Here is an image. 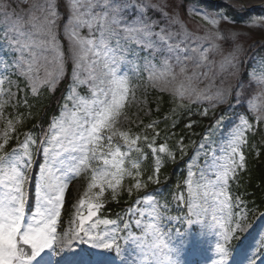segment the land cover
Instances as JSON below:
<instances>
[{
    "label": "rangeland",
    "instance_id": "1",
    "mask_svg": "<svg viewBox=\"0 0 264 264\" xmlns=\"http://www.w3.org/2000/svg\"><path fill=\"white\" fill-rule=\"evenodd\" d=\"M217 1L224 3L226 8L209 10L197 4L187 7L184 4L182 9L179 7L182 3L180 0H175L176 6H173L172 0H135L136 3L150 5L145 9V13L156 22L155 32L159 33L161 28H165L167 32L175 34L169 41L170 44L176 45L184 41L180 47L183 48L185 44L189 46L188 55L193 59L185 61L183 65L177 62L176 56H157L149 66L139 52L130 53L129 48H139L140 45L128 41L123 25L111 24V32L104 30L110 21L107 14L101 13L96 7L94 0H73L80 23L75 27V36L70 41L65 29L72 32L73 27L69 26L64 10H60L61 15L57 17L55 31L60 45L59 51L64 57V76L60 77L57 88L68 73L69 78L72 76L73 69H76L80 81L84 83L69 91L49 138L45 140L44 145L41 143L40 148L46 147L48 152H39L34 156V160L39 159L42 164H46L50 183H67L65 202L57 225L61 223L65 231L70 232L79 226L76 223L79 220L78 210L80 214L87 215L89 204L100 205L92 221L85 222L88 227L97 220L110 219L105 217L102 211L108 200L119 199L124 195L128 198L136 195L140 198L143 195L130 217L123 221L116 220L115 225L97 224L92 233L103 234L106 230H114L122 249L121 256L117 257L112 251L94 248L88 243L74 242L71 253L81 256L82 264H121L122 260L127 261V264H132L133 260H136L137 264H169V260L175 258L171 252L173 241L170 239L173 228L171 225L161 228V216L166 217L165 224L168 219L175 224L177 218L184 217L186 213L204 222L208 232L203 233L199 227L194 226L188 237L189 242L184 243L182 247L179 240H174V244L180 247L182 264H186L188 256L190 264H197L198 260L199 264H211L215 258L214 233L234 227V221L241 219V214L243 222L252 226L238 240L243 244L233 252L228 264H249L254 253L258 264H264V249L257 251L258 241L264 233V215L250 213L244 206L238 207L240 200L230 197L228 184L235 174L228 172L227 183L221 179L227 168L235 167L230 159V130L234 120L228 114L235 108H240L249 123L255 119L257 124L264 126V119H261L264 117V51L256 52V45L264 41V36L258 32H249L245 23L250 16L264 15V8L257 6V9L263 12H255L254 9L250 11V16H247L229 6L238 3V0ZM47 2L58 4L59 0ZM250 2L259 5L264 3V0ZM4 3L9 5V15L0 13V153L7 138L23 129L20 120L26 111H21V108L27 110L25 106L22 107L26 98L36 97L44 91L54 93L51 83L45 81L49 80V73L56 74L58 63L54 59L55 53L50 49L45 51L46 46L40 43L45 38L40 31V25L45 22V12L39 9L30 11L33 4L46 7V0H4ZM90 3L92 7H89ZM155 6H161L163 10ZM13 12L15 15H12ZM126 12L131 13V9ZM220 13L231 16L232 21L221 19ZM33 16L36 17L35 20L32 19ZM213 20H218L219 23L214 24ZM234 32L241 34L243 38L234 42L231 35ZM102 34L106 38L108 51H105L103 46H96ZM13 37L31 49L26 50L22 58ZM81 40L84 41L83 44L80 43ZM88 40H93V43L88 44ZM237 43L242 46L243 51L233 60L232 54ZM192 48L196 50L193 52ZM18 59L23 63L27 79L25 75L20 74L19 68L13 70L11 67ZM180 60H184L183 54L180 55ZM193 60L200 66L197 67ZM181 66L186 67L184 73L180 72ZM246 72L247 78L244 77ZM125 89H128L126 93ZM106 95L109 100L113 95L118 100L123 96L121 115L111 127L102 125L97 133L99 139H94L88 145V150L82 151L80 133L83 127H90L91 117L101 109V101L105 100ZM160 95L169 96L176 102L174 108L166 113V118L173 122L176 117L179 118L182 111L203 114L207 110L208 114L202 116L211 118L215 115L216 121L219 114L224 115L221 125L217 126L215 121L207 137L197 145L192 143L195 152L188 164L185 194L179 192L178 188L177 192L175 190L172 193L169 201L162 203L152 194H146L145 189L153 181L148 179L142 167L145 158L143 152L153 140V147L157 150L161 147L165 149L164 152L158 153L159 169L164 162L162 157L169 155L173 161L176 158L174 152L179 149L178 141L175 142V147L168 146L167 142L157 146L163 133L157 136L156 126L148 127L149 124H156L153 121V111L158 108L152 105L159 104L157 96ZM225 111L227 115L224 114ZM113 129L116 132L114 136ZM121 133H127L129 141L136 137L140 139L131 149L128 147L121 150L120 146L126 139ZM108 136H112L111 147L107 143ZM145 136L147 140L144 139ZM25 141L28 151L29 144L34 140ZM24 147L17 152V157L8 156L0 163V206L11 190V177L14 173L24 175L25 189L32 178L33 169H36L28 168L25 171L22 164L18 165L19 157L24 154ZM137 147L140 151L136 150ZM117 149L121 155L109 154ZM30 150L33 151L31 146ZM239 151L241 149H238ZM105 158L109 161L119 160L121 163L118 168L113 167L111 163L105 165ZM235 160L239 163L238 156ZM153 166L157 167L154 156ZM102 172L108 173L103 180ZM93 175L96 176L95 186L90 187ZM155 176L159 175L155 173ZM33 177H36L35 184H38V169ZM65 177L71 179L65 181ZM137 182L140 184L138 188L135 187ZM81 200L85 201L83 206L80 204ZM226 201L232 204V211L235 213L232 220L229 219ZM32 202L34 211L36 193ZM164 202L170 203L174 212H169V208L167 213L162 212ZM175 226L180 227L178 224ZM244 245L248 246L244 248ZM182 249L186 250L183 253L186 257H183ZM240 250H243L241 254ZM248 252L251 258L247 256ZM58 257L53 253L52 261ZM44 258L47 260V255ZM39 260L40 258H37V261Z\"/></svg>",
    "mask_w": 264,
    "mask_h": 264
},
{
    "label": "snow or ice",
    "instance_id": "2",
    "mask_svg": "<svg viewBox=\"0 0 264 264\" xmlns=\"http://www.w3.org/2000/svg\"><path fill=\"white\" fill-rule=\"evenodd\" d=\"M173 6L175 5V0H172ZM188 0H182V3L179 5L183 9L184 4L187 3ZM96 7L100 9L101 13H106L108 16V20L110 23L106 24L104 30L111 32V24L123 25L125 33L127 35L128 41L133 44L140 45L139 48H129L128 51L130 53L139 52L141 56L147 61V64L150 66L151 61L155 59L157 56L171 58L176 56L177 62L180 64H184L185 61L189 59H193L188 55L189 46L185 44L183 48L180 47V44H184V41H180L176 45H172L169 43L171 41L174 33L167 32V29L161 28L160 32H155L154 27L156 22L147 17L145 13V9L149 8L150 5L144 3H136L135 0H94ZM229 6L235 9L237 12H244L245 10L252 8L253 6H258L264 8V3L259 5L245 2V0H238V3L229 4ZM9 5L4 3V0H0V13L5 16L9 15L8 12ZM89 7H92V4H89ZM161 11L163 10L161 6ZM131 9V13L126 12L127 9ZM39 9L45 12L44 23L40 25V31L42 35L45 37L41 40V44L45 45V51L51 50L55 53L54 59L58 61L57 63V72L56 74L49 73V80L45 81V83H51L53 92L58 91L57 84L60 81V77L64 76V57L63 54L59 51L60 45L57 41L56 36V25H57V17L61 15V9L64 10L65 18L68 19L69 26L73 27L72 32H68L67 28L66 33L68 35V39L71 41L75 36V27L79 26V13L76 8V5L73 3V0H59L58 4L48 3L46 0L45 5H37L33 4L31 9ZM12 15H15L13 12ZM221 19H227L232 21L231 16H224L223 13L219 14ZM127 17V18H126ZM131 17H136L132 19ZM36 19L35 16L32 18ZM212 23L218 24V20H213ZM246 27L249 32H258L261 36H264V15H256L250 16L246 20ZM103 31V30H102ZM164 34V35H162ZM23 35V34H22ZM232 39L235 42L237 39H242L243 37L239 33H232ZM119 38V34H117ZM105 37L101 36L100 42L96 45L97 47H105V51H108L105 44ZM227 39V37H225ZM13 40L16 42V47L20 53L21 58L24 56L26 50L31 51L29 46L21 44V41L16 37H13ZM81 44L84 43L83 40L80 41ZM88 44H92L93 40H88ZM251 47V45H249ZM193 52L196 50L195 48L191 49ZM243 51L242 46L237 43L236 48L232 54L233 60H235L238 54ZM183 54L184 60H180V55ZM193 63L199 67V63L193 60ZM13 70L19 68L20 74L25 75L26 79L27 74L23 70V63L20 59L16 60L13 65H11ZM79 65L77 64V68ZM186 71L185 66H181L180 72L184 73ZM195 75V74H194ZM11 83V81H10ZM83 81H80L79 76L77 75L76 69H73V74L70 78H68L66 84L63 85L64 92L61 93L63 96L64 93L68 91H73L76 87L82 86ZM125 93L128 89L124 90ZM194 91V90H193ZM183 95V93H181ZM54 99H60V97H53ZM123 108V96L121 99H117L115 95L109 100L106 98L101 101V109L96 112L91 117V125L90 127H83L80 133L81 140V150H88V145L92 143L94 139H99L97 135L98 130L102 125L107 124L109 127L114 125L118 118L121 115V110ZM207 115V110L203 113ZM223 116L219 117L216 121L217 126L223 123ZM264 119V117H261ZM88 123L87 121L85 122ZM149 128H154L155 124H149ZM186 127L191 128V123L187 124ZM211 132L205 133V137H207ZM253 133V139L257 133L255 126L249 123V120L245 117L243 113H236L235 120L232 124L230 134H231V157L232 163L235 167L227 168L221 179L227 183L228 172L231 171L235 174L237 168H242L245 162V155L242 151L238 152V149H241L242 146L248 145L251 147L249 142V137L246 133ZM116 135L115 130L112 131V136ZM120 135L124 136L125 143L128 145L129 149L132 146L136 145V141L140 139V137H136L129 141L127 139V133H121ZM156 135H159V132H156ZM112 136L107 137V143L109 147L112 144ZM145 140L148 138L145 136ZM41 143H46V141H42ZM154 140L148 144V147L151 149L153 156L156 158L157 167L155 169V173H159V152H164L165 149L163 147L158 150L153 147ZM177 147L181 152L184 150L183 137L177 143ZM203 147V146H202ZM137 151H140L139 147L136 148ZM37 152H42L46 154L48 149L46 147L38 148ZM113 156L121 155L119 150L116 152L110 153ZM18 153L14 150L10 156L17 157ZM34 154L29 153L27 151V144H25V151L23 156L19 157L18 165L22 164L23 169L26 171L28 168H37L39 170V183L35 184V193H36V207L31 210V215L26 216V197H25V177L23 174L19 172H15L11 177L13 181L11 190L8 192L4 203L0 206V264H53L52 254L59 256L61 253L66 250H70L73 248L74 242L88 243L94 248L104 249L108 251L115 252L117 257L121 256L122 249L120 244L118 243V238L114 234L113 231H104L103 234H92L94 229H96L97 224L103 225H115L116 220L111 219H102L97 220L92 223L90 226L86 227V221H92L93 217L97 215V212L100 205L97 204H89L87 215L80 214L79 210L77 212L79 216V226L78 228L72 229L70 232H65L63 236H60L57 233V222L58 218L61 216V208L65 202V188L67 187V183L62 184H52L49 182L48 169L46 164H42L39 159L33 158ZM238 156L239 163H236L235 157ZM3 157H0V160H3ZM186 161L185 163L190 162ZM104 164H112L113 167H119L121 161L113 160L109 161L108 159H104ZM34 175V173H33ZM33 175L31 178V183L33 179ZM36 175V174H35ZM107 172L101 173V180H103L104 176H107ZM153 176L150 175L148 177L149 180H153ZM71 179V177H65V181ZM93 183L89 185L90 187L95 186L96 176L92 177ZM158 182V181H157ZM111 186V185H109ZM139 182L136 183L135 187H139ZM129 194H131V189H129ZM85 201L81 200L80 204L83 206ZM227 203V201L225 202ZM244 206L243 200L238 202V207ZM227 209L229 214V219L232 220L235 216V213L232 211V204L227 203ZM174 210V209H173ZM162 212H168L167 202L162 208ZM264 215L261 213L260 216ZM259 216V217H260ZM257 217V219L259 218ZM166 220L165 216H161V224L159 225L161 228H166L171 225L173 228L170 239L173 241V248L171 252L174 259L169 260V264H182L180 259L181 250L180 247L174 244V240H179L180 246L182 247L184 243L189 242L188 237L193 231L194 226L199 227L200 231L203 233L208 232V228L199 218H193L188 216L187 213L184 217H178L175 224L173 221L168 219L166 224L164 221ZM180 225V227H176L175 225ZM252 224H245L243 222V214H241V219L234 221V227L229 228L227 231H218L215 232L216 243L214 247L215 258L211 262V264H228L232 256V249L234 245L230 244V241L235 240L236 242L240 240V238L251 228ZM128 225H125V230H127ZM260 249H264V233L261 234V237L257 244V251ZM45 255H47L48 259L45 260ZM37 258H40L37 261ZM58 264V262H57ZM121 264H127V261L122 260ZM132 264H137L136 260L132 261ZM249 264H256L255 253L253 257L249 260Z\"/></svg>",
    "mask_w": 264,
    "mask_h": 264
},
{
    "label": "trees",
    "instance_id": "3",
    "mask_svg": "<svg viewBox=\"0 0 264 264\" xmlns=\"http://www.w3.org/2000/svg\"><path fill=\"white\" fill-rule=\"evenodd\" d=\"M190 0H188V3ZM251 1V0H245ZM214 4H212L213 6ZM219 7H222L219 5ZM226 7V6H225ZM244 14H247L244 12ZM60 92H64L63 86L59 88L55 94L44 93L43 96L38 100H33L31 102L30 107V118L28 119V123H32V128L34 129V133L39 134V136L46 134L47 129L50 126L51 118L55 117L58 113V110L61 105V100L63 96L59 94ZM60 97V99H54L53 97ZM161 98L159 106V117L163 118L165 116V120L158 124V128L162 131H172L176 134L177 138L183 137L185 142L187 143L191 137H194L196 134L204 135V133L208 130L207 124L211 121L210 119L203 118L202 114L194 113L190 116L185 111H182V114L179 115V118H175V122L173 120H169L166 118V112L170 111L174 107V103L167 96H159ZM238 112V109L235 113ZM24 123V121H23ZM191 123L192 127L187 128L186 125ZM31 126V124H29ZM254 139L253 135L249 137V142L251 147L247 145L246 148L248 154L247 164L248 172H245V177L241 183L242 189H245L253 198L254 201L258 203H264V133L262 128L257 132ZM37 138V137H36ZM14 140V139H13ZM176 140V139H173ZM13 144V142H12ZM189 145V143H187ZM184 151L185 157L183 158V162L192 154V150L190 148H185ZM188 151V152H187ZM182 153L181 155H183ZM151 158V157H150ZM181 164H176L174 162H166L163 164L162 169L160 170V177L167 178L168 184L166 186L175 185L179 179H183L185 176L184 172H181L180 169ZM151 167V166H149ZM132 201H129L125 196L120 202L113 203L111 199L107 203V207L105 211L118 213L122 210V206L132 205Z\"/></svg>",
    "mask_w": 264,
    "mask_h": 264
},
{
    "label": "bare ground",
    "instance_id": "4",
    "mask_svg": "<svg viewBox=\"0 0 264 264\" xmlns=\"http://www.w3.org/2000/svg\"><path fill=\"white\" fill-rule=\"evenodd\" d=\"M74 255L75 253L69 255L68 253L65 252L63 253L62 258H58L54 260L53 264H57V262L58 264H79L80 261H78V259Z\"/></svg>",
    "mask_w": 264,
    "mask_h": 264
}]
</instances>
